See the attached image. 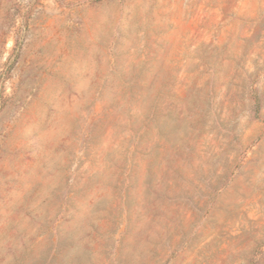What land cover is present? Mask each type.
Here are the masks:
<instances>
[{
    "label": "rangeland",
    "instance_id": "374dc122",
    "mask_svg": "<svg viewBox=\"0 0 264 264\" xmlns=\"http://www.w3.org/2000/svg\"><path fill=\"white\" fill-rule=\"evenodd\" d=\"M0 264H264V0H0Z\"/></svg>",
    "mask_w": 264,
    "mask_h": 264
}]
</instances>
